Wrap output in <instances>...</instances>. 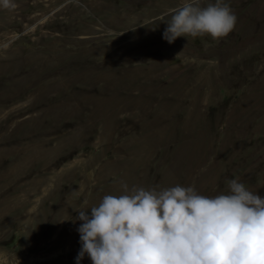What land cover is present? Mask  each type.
I'll use <instances>...</instances> for the list:
<instances>
[{
  "label": "rangeland",
  "instance_id": "rangeland-1",
  "mask_svg": "<svg viewBox=\"0 0 264 264\" xmlns=\"http://www.w3.org/2000/svg\"><path fill=\"white\" fill-rule=\"evenodd\" d=\"M10 3L0 0V264H76L78 211L124 185L216 196L238 179L264 198L263 0H223L237 21L219 41L172 44L156 18L185 0Z\"/></svg>",
  "mask_w": 264,
  "mask_h": 264
},
{
  "label": "clouds",
  "instance_id": "clouds-1",
  "mask_svg": "<svg viewBox=\"0 0 264 264\" xmlns=\"http://www.w3.org/2000/svg\"><path fill=\"white\" fill-rule=\"evenodd\" d=\"M156 19L166 24L162 38L169 44L204 35L219 41L237 21L223 0L206 6L185 0ZM228 186L227 194L205 196L193 186L124 185V194L104 196L90 215L78 211L76 264L85 255L92 264H264V198L238 179Z\"/></svg>",
  "mask_w": 264,
  "mask_h": 264
},
{
  "label": "bare ground",
  "instance_id": "bare-ground-1",
  "mask_svg": "<svg viewBox=\"0 0 264 264\" xmlns=\"http://www.w3.org/2000/svg\"><path fill=\"white\" fill-rule=\"evenodd\" d=\"M263 2H264V0H263ZM263 5V4H262ZM264 8V5L261 7V9H263ZM264 10V9H263Z\"/></svg>",
  "mask_w": 264,
  "mask_h": 264
}]
</instances>
